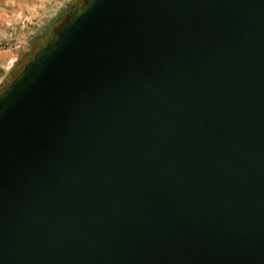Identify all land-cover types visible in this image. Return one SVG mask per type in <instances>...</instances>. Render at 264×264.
<instances>
[{
	"label": "water",
	"instance_id": "1",
	"mask_svg": "<svg viewBox=\"0 0 264 264\" xmlns=\"http://www.w3.org/2000/svg\"><path fill=\"white\" fill-rule=\"evenodd\" d=\"M0 264H264V0H81L0 92Z\"/></svg>",
	"mask_w": 264,
	"mask_h": 264
},
{
	"label": "rangeland",
	"instance_id": "2",
	"mask_svg": "<svg viewBox=\"0 0 264 264\" xmlns=\"http://www.w3.org/2000/svg\"><path fill=\"white\" fill-rule=\"evenodd\" d=\"M80 1L0 0V92Z\"/></svg>",
	"mask_w": 264,
	"mask_h": 264
},
{
	"label": "flooded vegetation",
	"instance_id": "3",
	"mask_svg": "<svg viewBox=\"0 0 264 264\" xmlns=\"http://www.w3.org/2000/svg\"><path fill=\"white\" fill-rule=\"evenodd\" d=\"M26 2L29 3L30 1H26ZM24 3H25V2H21V3H19V4H22V5H23Z\"/></svg>",
	"mask_w": 264,
	"mask_h": 264
},
{
	"label": "built area",
	"instance_id": "4",
	"mask_svg": "<svg viewBox=\"0 0 264 264\" xmlns=\"http://www.w3.org/2000/svg\"><path fill=\"white\" fill-rule=\"evenodd\" d=\"M10 64H12V61H9Z\"/></svg>",
	"mask_w": 264,
	"mask_h": 264
}]
</instances>
